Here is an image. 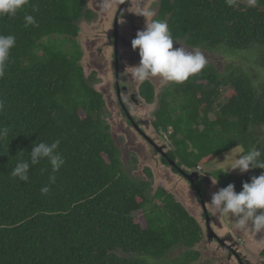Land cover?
Masks as SVG:
<instances>
[{
  "label": "trees",
  "instance_id": "1",
  "mask_svg": "<svg viewBox=\"0 0 264 264\" xmlns=\"http://www.w3.org/2000/svg\"><path fill=\"white\" fill-rule=\"evenodd\" d=\"M89 1L29 0L15 16L0 17V34L16 38L0 78V129L8 130L0 138V264H195L202 226L166 189L151 195L148 182L125 173L102 118L103 95L86 82L75 40L81 22L91 19ZM26 15L35 25L25 26ZM157 19L191 49H256L264 70V0L232 6L226 0H161ZM140 91L153 104L149 81ZM154 117L157 132L173 131L170 157L195 171L237 145L254 147L263 134L264 84L256 86L240 66L219 72L206 64L164 90ZM56 140L65 160L59 171L45 160L31 168L28 182L12 177L17 162L30 159L33 144ZM262 172L208 175L220 189L234 184L239 193ZM45 186L49 191L42 194ZM140 212L145 228L137 222ZM178 249L183 255L176 259Z\"/></svg>",
  "mask_w": 264,
  "mask_h": 264
},
{
  "label": "rangeland",
  "instance_id": "2",
  "mask_svg": "<svg viewBox=\"0 0 264 264\" xmlns=\"http://www.w3.org/2000/svg\"><path fill=\"white\" fill-rule=\"evenodd\" d=\"M112 1V0H109ZM151 3V0H148ZM104 2L103 0H92L90 3V6L92 7V11H96L95 15L96 17L94 20H84L83 23H81V31L79 33V36L76 38V42L81 48L82 52V59L80 61V65L85 71V78L87 84L97 90L101 95H103V98L105 100V107L102 112V118L106 121V123L110 126V133L113 135V137L116 139L118 138V146H119V152H120V158L123 163V170L125 173L130 176L133 179H136L138 181L144 180L148 182L151 185L152 188V194L154 195V192H156L160 188L166 189L170 194H172L175 199L181 203L185 208L189 211V213L196 218V220L200 223L203 227H205L204 218L202 216L201 210H200V204L198 202L197 196L195 195V191L190 187V185L185 181L184 178L177 175L175 172L171 171L168 167L163 166L162 163H159L158 157L153 155L151 151H148L149 156H151V160L147 161L144 160L143 155L146 153V149L144 146L140 145V141L136 140V143L132 144V147H130V152H126L127 147H125L126 144V137L122 134L124 130H126V126L122 124L124 121V118L120 116L119 110L116 108V104H114L113 96L111 98L109 97L108 92V80L110 78L109 70L110 67L109 63L111 61L110 55L107 54L104 45V41L111 33L110 31V23L112 20V17L114 16V13L116 11L117 5L110 6V12H112V17H104V14L106 13L102 12L101 9H104V6L101 5V3ZM139 3H133V7L129 10L130 14H132L133 18L136 20L137 25L140 23L145 22V25L142 26V30H144L146 23H150L154 18L157 17V10H160V2L159 0H152V4L147 5V8H144L145 11H143L141 8H138ZM102 6V8H101ZM107 6H109L107 4ZM95 9V10H94ZM143 11V12H142ZM103 15L104 22L101 23L98 21L99 17ZM127 23H124L122 34L125 36V38L128 41H132L136 37V33L138 32L136 29L133 30L130 26H128ZM127 26L130 28V30H127ZM140 28V26H137ZM134 35V36H132ZM101 36V37H100ZM95 42L96 46L92 47L91 44ZM181 46L185 47L187 50L191 51V48H188L186 45H184L181 42H178ZM177 42H174L173 47L177 48L180 47V45ZM70 46H67L69 48ZM99 49H103L102 57L103 59L99 58L98 52ZM202 52L206 59V64H212L214 65L219 72H225V69L228 65L233 64L236 66H240L243 70H245L247 73H249L253 79L256 86H260L264 84V70L257 62L258 60V51L251 50V51H242L240 53L238 52H229L230 49H228L226 46H221L217 50H211L206 48H195ZM128 59H127V67L128 72L131 71V66H137L140 62L139 57V50H133L132 48L127 50ZM131 54V56H130ZM92 56V57H91ZM93 62L99 63L100 68H97L92 65ZM91 67V69H89ZM104 79V80H103ZM151 80L154 82V84L157 86V100L156 104L152 105L151 107H146L148 112L145 110V112H142V116L144 118H148L151 121L155 120L154 112L159 108L160 99L164 92V90L171 86L172 82L166 81L162 78H151ZM103 83V84H102ZM103 91V92H101ZM107 94H105V93ZM228 94L229 90H224ZM111 95H113L111 93ZM226 95V94H224ZM223 95V96H224ZM223 100V98H222ZM152 112V113H151ZM140 114V115H141ZM82 117H84L83 113H80ZM212 120H214V117H211ZM261 130L263 134L253 143V146L255 148H259L262 153H264V126L261 127ZM173 132V131H170ZM153 137H158L155 132L152 133ZM132 138V137H130ZM161 140L162 144L167 145L168 149L171 151L173 150L174 146L169 138V135L165 134L161 138L158 137ZM133 139V138H132ZM170 139V140H169ZM241 146L245 152H247V149L243 144L239 145ZM231 151V150H230ZM229 151V152H230ZM229 152H226L219 157L211 159L206 164H201L200 169L202 173L211 174L215 171H222L224 166L223 164L219 162H223L225 159L226 154ZM253 168H250L249 171H251ZM150 170L153 177L147 176L146 171ZM198 171H200L198 169ZM248 171V172H249ZM248 172L240 173L239 170L231 171L229 175H237V176H243L246 175ZM211 178L214 180V184L207 190L208 197L211 199L212 194L217 192L220 187L218 185V182L211 176ZM152 182V183H151ZM137 222L140 223V225L145 228L146 227V221L144 218V215L140 212L136 215ZM222 223L225 226L227 230H231L234 232L235 236L241 241L242 243V250L244 253L250 255L249 252L253 254V261L260 262L264 261L263 256L261 255V252L264 250V231L256 232L254 228L251 226V222L248 223L244 228H240L236 223V218L233 217L231 214L222 215ZM204 231V230H203ZM216 247L215 246H208L207 242L203 240L202 242L195 248L201 253L200 259L195 264H228L224 257L220 254H213V251ZM183 255V252L178 249L175 251V253L172 255L174 258L178 259ZM225 256V255H224ZM154 264V263H153ZM234 264V263H230Z\"/></svg>",
  "mask_w": 264,
  "mask_h": 264
},
{
  "label": "clouds",
  "instance_id": "3",
  "mask_svg": "<svg viewBox=\"0 0 264 264\" xmlns=\"http://www.w3.org/2000/svg\"><path fill=\"white\" fill-rule=\"evenodd\" d=\"M234 2L235 0H226L229 6H232ZM251 2L254 3L255 0H251ZM28 3L29 0H0V17L11 18ZM24 19L26 27L36 23L32 15H26ZM174 42L177 41L174 40L166 21L153 19L150 23H146L144 30L138 31L136 37L131 41L132 49H138L140 57L139 64L131 66V77L141 82L159 77L169 82L183 83L191 76L200 73L206 65V59L202 52L195 48L189 51L178 42L180 47L174 48ZM15 44L14 35L0 34V78L5 75L11 49ZM122 75L126 78L129 73L123 72ZM3 107L4 104L0 101V110ZM170 131L167 133L169 138L172 135ZM7 132V129H0V138L6 136ZM160 132L162 137L166 134L163 131ZM59 146L60 140L52 143L33 144L30 159L17 162L11 172L12 177L18 178L21 182H28L31 168L45 160L51 165L54 172L59 171L65 163L58 151ZM262 156L264 153L259 148L253 147L245 152L241 146L237 145L226 154L223 162H219L225 165L221 172L227 175L237 169L240 173L248 172L250 168L264 169ZM180 169L184 168L180 167ZM198 169L201 171L200 168ZM198 169L195 171L184 170L192 173L197 172ZM51 179L54 182V177ZM48 191V186L41 188L42 194H46ZM207 203L212 206L214 214H231L235 217L240 228H244L251 222V226L256 232L264 231V172L259 176H253L250 182L243 183L242 191L239 193L235 191L234 184H228L213 193L210 202Z\"/></svg>",
  "mask_w": 264,
  "mask_h": 264
},
{
  "label": "flooded vegetation",
  "instance_id": "4",
  "mask_svg": "<svg viewBox=\"0 0 264 264\" xmlns=\"http://www.w3.org/2000/svg\"><path fill=\"white\" fill-rule=\"evenodd\" d=\"M103 1L104 2H102L101 5L104 6V9L101 10L102 12L104 11L106 12L104 14V17H107L108 13H109L108 17H110L112 15V12H110L111 11L110 6L117 5L114 16L113 17L111 16L112 17L111 20L112 23H110L111 33L105 40L103 39L104 41L103 46L105 47L107 54L110 55V59H111L109 63L110 67L108 68L110 78L108 80L107 93L109 94L110 98L111 96H113L114 104H116V108L119 110L120 116L124 118L122 124L126 126L125 128L126 130H124L122 134L126 137V144H125V147H127L126 152L127 153L130 152V147H132L133 143H136V140L140 141L139 142L140 145L144 146L146 149V153L143 155L144 160L147 161L151 160V156H149L148 154V151H151L153 155L158 157L159 163H162L163 166L168 167L171 171L175 172L177 175L181 176L182 178L185 179V181H187L190 187L195 191V195L197 196L198 202L200 204V210L205 222V227H203L204 240L207 242L209 247L210 246L216 247L214 250H212L214 255L221 254L222 257L225 258L228 264L230 263L264 264L263 260L260 262L253 261V254L251 252H249L250 254L249 256L248 254L243 252L241 241H239V239L235 236L233 231L227 230L223 225L222 215L214 214L212 211V206L209 203H207L210 202L211 200L208 197L207 190L211 188V186L214 184V180L208 174L202 173L201 171H197L200 175V181L196 182V186L199 189H200L199 186H201L204 191L203 193L201 192L204 197V204H202L198 197V193L195 189V186H192L190 184V181L185 176H182L178 172V169H180V167L178 166V160L172 159L170 157L171 151L168 149L167 145L162 144L161 140L158 138L160 136L162 138V133L156 131V129L153 126V121H151L148 118H144L141 114L142 112H145V110L148 112L146 107H151L152 105L156 104L157 95H158L157 86L154 84L151 78L147 80L154 86L155 96H156L153 104H148L145 97L140 91L142 85L147 81L141 82L133 79L130 75L132 68L131 71L128 72V67L126 62L129 54L127 53V50L132 48V46H131V42L128 41L125 38V36L122 34V31H123L124 23H127V21L129 24L128 26L133 28V30L135 29L137 31L142 30L141 28L142 26L145 25V22L137 25L136 20L133 18L132 14H130L129 10L133 7V3H139L138 8L139 9L141 8L143 11H145L144 8H147L148 4L153 5L152 0L151 3L148 0H112V1L103 0ZM91 2L92 0L88 2L87 8L92 14L91 19L89 20H94V18L96 17L95 15L96 11H92L93 9L90 6ZM159 2L161 3V0H159ZM107 4L109 6H107ZM158 11L160 10H157V12ZM158 17H159V12L157 14V17L154 19H157ZM84 20H88V19H84ZM83 21L81 23H83ZM98 21H100L101 23L104 22L103 15L99 17ZM128 26H127V30L128 29L130 30ZM137 26H140V28H138ZM91 46L92 47L96 46V43L93 42ZM102 53H103V49H99L98 56L101 59H103ZM92 65L97 68H100V66H102L96 62H93ZM89 69H91V67H89ZM123 72L129 73V75L125 78V76L122 75ZM111 93L113 95H111ZM153 132H155V134H157L158 137H153L152 136ZM130 137H132L133 139ZM117 140H118L117 137L116 139L114 138L115 144L118 150H120L117 144L118 142ZM207 214L208 217H206ZM261 255L264 258V254H262V252Z\"/></svg>",
  "mask_w": 264,
  "mask_h": 264
},
{
  "label": "water",
  "instance_id": "5",
  "mask_svg": "<svg viewBox=\"0 0 264 264\" xmlns=\"http://www.w3.org/2000/svg\"><path fill=\"white\" fill-rule=\"evenodd\" d=\"M175 167H176V165H175ZM178 172H179L181 175L185 176V177L190 181L191 185H193V186L196 187L197 192H198V194H199L200 202H201L202 204H204V197H203V195H202L200 189L196 186V181H200V175H199V173H198V172L188 173V172H187L186 170H184V169H178ZM206 217H208V214L206 215Z\"/></svg>",
  "mask_w": 264,
  "mask_h": 264
}]
</instances>
